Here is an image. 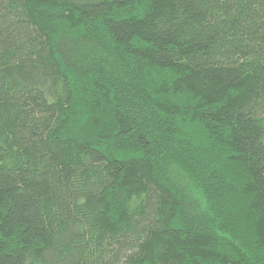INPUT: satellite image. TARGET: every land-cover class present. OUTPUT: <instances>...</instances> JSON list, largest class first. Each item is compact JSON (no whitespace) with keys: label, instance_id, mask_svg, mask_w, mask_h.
<instances>
[{"label":"trees","instance_id":"trees-1","mask_svg":"<svg viewBox=\"0 0 264 264\" xmlns=\"http://www.w3.org/2000/svg\"><path fill=\"white\" fill-rule=\"evenodd\" d=\"M0 264H264V0H0Z\"/></svg>","mask_w":264,"mask_h":264}]
</instances>
